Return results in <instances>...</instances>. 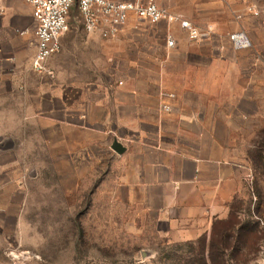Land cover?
I'll return each mask as SVG.
<instances>
[{
  "label": "crops",
  "instance_id": "obj_1",
  "mask_svg": "<svg viewBox=\"0 0 264 264\" xmlns=\"http://www.w3.org/2000/svg\"><path fill=\"white\" fill-rule=\"evenodd\" d=\"M194 1L156 0L185 18L217 10L210 0ZM218 25L211 40L194 42L176 23L132 16L104 39L83 25L73 31L69 21L61 85L58 64L49 66L54 56L50 74L32 70L37 39L29 2L0 0V222L24 216L46 168L72 185L93 169L104 175L107 156L119 199L136 194L147 211L175 224L178 241L204 238L208 250L252 175L233 136L247 126L245 90L241 82L226 87L240 78L242 57L227 55L234 52ZM77 63L88 64L87 79H78ZM226 104L227 117L220 115Z\"/></svg>",
  "mask_w": 264,
  "mask_h": 264
},
{
  "label": "rangeland",
  "instance_id": "obj_2",
  "mask_svg": "<svg viewBox=\"0 0 264 264\" xmlns=\"http://www.w3.org/2000/svg\"><path fill=\"white\" fill-rule=\"evenodd\" d=\"M210 2L217 10L186 19L209 27L212 36V25L217 22L234 52L228 48L227 55L242 57L240 78L235 76L226 87L235 90L241 82L245 90L247 126H242V134L234 132L233 136L238 154L252 170L242 194L232 204L230 218L216 224L213 264H264V170L251 164L257 153L264 152V0ZM194 3L209 4L208 0ZM70 23L73 31L82 26L77 9L71 12ZM237 33L245 34L246 47H235L230 37ZM75 52L79 61L85 55L81 49ZM63 56L64 48L49 63L50 67L52 62L58 64L56 78L61 85ZM73 68L79 80L90 76L87 63ZM227 105L221 116L230 114ZM105 159L104 175L93 169L92 175L72 185L65 184L64 176L50 175L46 168L31 187L24 216L0 222V264H192L205 239L178 241L175 224L147 211L136 194L131 200L119 199L112 184V162L107 156Z\"/></svg>",
  "mask_w": 264,
  "mask_h": 264
},
{
  "label": "built area",
  "instance_id": "obj_3",
  "mask_svg": "<svg viewBox=\"0 0 264 264\" xmlns=\"http://www.w3.org/2000/svg\"><path fill=\"white\" fill-rule=\"evenodd\" d=\"M32 7L35 21L37 49L31 67L37 74H50L49 59L61 52L62 37L69 31L71 11L76 8L84 30L107 39L115 37L134 16L152 25L160 22L179 24L194 42L207 41L212 36L209 27H203L187 20L183 15L172 13L161 7L156 0H27ZM236 48L246 47L248 40L244 33L231 35ZM171 42V38H170ZM166 109H169L166 107Z\"/></svg>",
  "mask_w": 264,
  "mask_h": 264
},
{
  "label": "trees",
  "instance_id": "obj_4",
  "mask_svg": "<svg viewBox=\"0 0 264 264\" xmlns=\"http://www.w3.org/2000/svg\"><path fill=\"white\" fill-rule=\"evenodd\" d=\"M258 148L261 149V147ZM251 164L254 169L261 167L264 170V152L257 153L255 158L251 159ZM213 249H215V238L211 240L208 250L206 249V241L202 243L197 253V257L192 261V264H213Z\"/></svg>",
  "mask_w": 264,
  "mask_h": 264
},
{
  "label": "water",
  "instance_id": "obj_5",
  "mask_svg": "<svg viewBox=\"0 0 264 264\" xmlns=\"http://www.w3.org/2000/svg\"><path fill=\"white\" fill-rule=\"evenodd\" d=\"M114 149H115L116 152H119L120 151L118 147L117 148L115 147Z\"/></svg>",
  "mask_w": 264,
  "mask_h": 264
}]
</instances>
